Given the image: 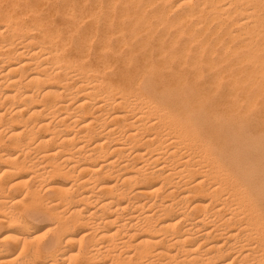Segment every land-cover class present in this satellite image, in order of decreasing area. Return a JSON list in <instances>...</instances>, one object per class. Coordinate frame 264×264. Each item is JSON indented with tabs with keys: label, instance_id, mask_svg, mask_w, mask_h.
Listing matches in <instances>:
<instances>
[{
	"label": "bare ground",
	"instance_id": "bare-ground-1",
	"mask_svg": "<svg viewBox=\"0 0 264 264\" xmlns=\"http://www.w3.org/2000/svg\"><path fill=\"white\" fill-rule=\"evenodd\" d=\"M0 228V264H264V0H0Z\"/></svg>",
	"mask_w": 264,
	"mask_h": 264
},
{
	"label": "rangeland",
	"instance_id": "rangeland-1",
	"mask_svg": "<svg viewBox=\"0 0 264 264\" xmlns=\"http://www.w3.org/2000/svg\"><path fill=\"white\" fill-rule=\"evenodd\" d=\"M52 2V1H51ZM28 177H26L25 179H27ZM32 210V209H31ZM33 213V211H30L29 209L27 210V212H26V214H27V216L29 215H31ZM31 222L34 224V225H38V227H46V225H48V223H49V218H42V219H34V218H31ZM44 224H46V225H44ZM0 234H2L3 233V228H0ZM84 232V230L82 229L80 232H79V230H78V232H77V234L76 235H78V237H80V235H82V233ZM79 233V234H78Z\"/></svg>",
	"mask_w": 264,
	"mask_h": 264
}]
</instances>
